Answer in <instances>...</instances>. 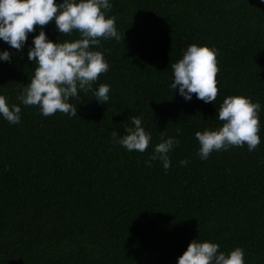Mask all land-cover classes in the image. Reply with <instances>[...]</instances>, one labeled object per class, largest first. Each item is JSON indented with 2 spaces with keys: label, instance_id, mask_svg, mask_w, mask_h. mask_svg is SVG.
<instances>
[{
  "label": "trees",
  "instance_id": "obj_1",
  "mask_svg": "<svg viewBox=\"0 0 264 264\" xmlns=\"http://www.w3.org/2000/svg\"><path fill=\"white\" fill-rule=\"evenodd\" d=\"M121 39L94 46L110 67L94 87L107 103L72 98L78 115L44 116L17 99L37 65L10 49L0 61V93L21 106V122L0 116V264H177L194 238L236 246L245 264H264V0H113ZM52 40L64 37L52 21ZM219 49L218 95L186 101L170 87L172 64L188 45ZM259 100L261 143L198 155L195 133L219 127L226 96ZM142 116L153 140L145 152L116 143ZM177 136L171 166L146 164L161 134ZM187 165H181L182 159Z\"/></svg>",
  "mask_w": 264,
  "mask_h": 264
},
{
  "label": "clouds",
  "instance_id": "obj_2",
  "mask_svg": "<svg viewBox=\"0 0 264 264\" xmlns=\"http://www.w3.org/2000/svg\"><path fill=\"white\" fill-rule=\"evenodd\" d=\"M113 7V0H0V40L22 52L32 37L27 57L35 63L34 75L24 87L18 100L25 106L37 105L42 115H54L58 111L70 116L78 115L77 105L70 102L80 98L81 92L90 93L98 103H107L111 86L102 83L94 87L101 73L109 70V63L102 50L94 46L101 45V38L121 39L116 26V16L107 13ZM54 21L56 29L64 37L74 31L79 38L52 40L44 26ZM10 49L0 50V61H12ZM219 49L207 44L192 43L184 50L182 58L172 64L173 77L170 87L178 91L186 101L193 98L205 103L214 102L218 95L217 73L220 71L217 61ZM9 98L0 93V116L11 124L21 122V106L9 104ZM259 100L249 96H226L217 114L222 121L219 127H206L197 131L195 136L200 147L198 155L208 159L213 151L228 150L232 146L254 151L261 143ZM134 127H125L120 136L113 131L116 143L129 151L145 152L153 137L146 130L142 116H132ZM177 136L162 133L160 142L154 145V151L146 164L160 160L165 169L170 168V152L178 146ZM181 165L188 160L182 159ZM220 245L211 240L192 239L183 253L178 256L177 264H245L246 251L236 246L228 252L220 251Z\"/></svg>",
  "mask_w": 264,
  "mask_h": 264
}]
</instances>
